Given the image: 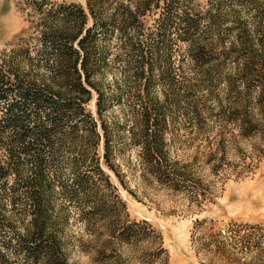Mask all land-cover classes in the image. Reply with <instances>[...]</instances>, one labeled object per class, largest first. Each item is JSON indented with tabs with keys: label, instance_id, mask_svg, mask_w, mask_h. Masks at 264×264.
<instances>
[{
	"label": "trees",
	"instance_id": "1",
	"mask_svg": "<svg viewBox=\"0 0 264 264\" xmlns=\"http://www.w3.org/2000/svg\"><path fill=\"white\" fill-rule=\"evenodd\" d=\"M22 4L32 31L0 51V264H74L68 245L93 264H168L103 167L130 194L122 165L190 213L228 177L255 174L264 0ZM194 229L212 259L264 264V227Z\"/></svg>",
	"mask_w": 264,
	"mask_h": 264
},
{
	"label": "rangeland",
	"instance_id": "2",
	"mask_svg": "<svg viewBox=\"0 0 264 264\" xmlns=\"http://www.w3.org/2000/svg\"><path fill=\"white\" fill-rule=\"evenodd\" d=\"M23 1L0 0V51L17 45L32 31L33 18L22 9ZM52 1L85 5V0ZM205 1L195 0V3L202 7ZM94 100L95 96L87 106L93 115ZM103 170L116 188V194L125 203L130 219L145 220L160 233L163 247L168 253V264H226L212 259L209 254L198 249L195 241L198 232L194 235L196 221H211L216 230L229 223L257 224L264 227V159L254 175L243 180L230 176L222 184H218L215 196L199 213L187 212L178 199L144 185L137 175L129 172L123 165L124 181L132 194L122 187L110 170L106 167ZM71 233L78 232L73 229ZM67 248L70 262L93 264L90 255L81 253L70 245Z\"/></svg>",
	"mask_w": 264,
	"mask_h": 264
},
{
	"label": "bare ground",
	"instance_id": "3",
	"mask_svg": "<svg viewBox=\"0 0 264 264\" xmlns=\"http://www.w3.org/2000/svg\"><path fill=\"white\" fill-rule=\"evenodd\" d=\"M246 192V191H245ZM248 193V192H247ZM249 206H250V204H249ZM248 209V208H247Z\"/></svg>",
	"mask_w": 264,
	"mask_h": 264
}]
</instances>
